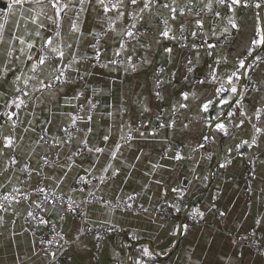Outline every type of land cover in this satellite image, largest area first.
Wrapping results in <instances>:
<instances>
[{
    "label": "crops",
    "instance_id": "obj_1",
    "mask_svg": "<svg viewBox=\"0 0 264 264\" xmlns=\"http://www.w3.org/2000/svg\"><path fill=\"white\" fill-rule=\"evenodd\" d=\"M10 2L0 0V23L6 24L4 38L9 41L0 44V69L5 65L10 69L6 75L0 74V148H3L5 136L15 137V141L14 148L4 149V155H0V173H3L0 183L5 185L0 188V193L11 192L17 187L33 195L31 190L43 177H53L45 181L44 186L76 203L91 197L100 199V202L86 206V224H111L121 231L96 237L87 233L85 222L70 213L57 211L48 204L36 208L39 198L35 202L33 199L13 202L6 205L7 210L0 209V264H56L39 245V238L47 234L51 226L61 230L67 243L60 264H136L137 259L142 264H264V255L253 252L248 246L249 241L264 240V136H257V143L248 147L242 142L251 143L255 134L251 123L245 120L239 128L235 127L243 119L241 110L259 126L260 121L255 120L253 113L256 108L264 106V87L260 92L253 90V82L260 86L264 81V49L250 44L255 38L254 12L257 10L238 8L239 27L227 33L223 31L226 20L212 23L206 18L203 29H197L194 23L190 25L191 31L200 33L197 37L185 33L186 40L161 38L160 43H152L151 48H142L137 40H131L127 51L119 57L114 53L121 41L113 38L118 33H109L107 37H98L100 60L96 62L89 43H96V40L90 33H100L102 26L106 29L107 21L99 5H86L88 10L81 13L79 43L68 32L69 21H65L60 29L64 42L72 44L71 49L64 50L69 53V59L75 54L78 59L75 67L79 72H68L69 83L57 85L52 95H42L31 91L35 81L25 87L22 82H15V77L33 76L28 56L34 54L35 59L43 45V39L34 35L36 25L31 24L30 18L25 22L22 11L32 8V15H35L47 0L41 3L26 0L8 13L6 5ZM45 10L52 14L51 10ZM109 15L114 18L116 13ZM17 22H20L18 27ZM44 23L47 27L40 29L42 37L52 35L55 26L46 19ZM128 23L122 19L116 21L115 27L120 29ZM138 28L141 33L147 30L146 26L138 25ZM213 31L215 36L211 35ZM12 35L23 36L26 40L31 35L36 47L29 50L26 44L19 45L17 40L11 39ZM154 35V31L150 32L147 39L151 40ZM205 41L216 47H200ZM193 43L197 47H192ZM185 44L187 47H182ZM166 47L172 48L173 52L166 53ZM9 48L15 51L11 57H6L4 54ZM253 48V56L259 55L261 62L254 68L241 69L239 60ZM129 56L132 57L131 63L137 65L136 71L131 70ZM145 58L151 63H144ZM113 59L116 64L110 63ZM252 62L253 57H249L247 63ZM55 63L53 61V66ZM188 66L193 67L191 73L187 71ZM160 68L164 69L163 73L157 72ZM212 70H215V80L210 75ZM233 73L236 76L232 84L237 88L244 73L238 90L244 95L233 97L229 107L220 101L227 99L230 92L218 93L217 82H225V88L230 89L228 77ZM158 79L163 82L160 86L157 85ZM201 80L204 82L200 83ZM18 87L30 92L32 99L16 109L11 101L22 95L17 91ZM157 91L162 99L157 98ZM182 91L195 95L184 101L180 95ZM77 92H84L79 100L73 99ZM37 97H42L43 102ZM66 99L69 103L65 102ZM88 99L96 107L91 112L87 107L81 111L80 105H86ZM236 99L240 100L239 105L234 102ZM208 101H212L209 111L203 112L202 105ZM180 103H186L188 107L180 108ZM10 112L17 113L12 118L15 127L8 120ZM228 112L235 115L228 117ZM67 113H79L85 118L77 125L85 132V123L93 129L88 133L90 147L114 148L119 142L122 148L117 158L84 152L73 158L75 165L71 169H64L68 173L66 177L58 167L43 166L42 155L48 156L50 161L57 157L40 138L45 129L49 130V144L62 137L61 128L69 123ZM88 115L92 116L91 121L87 120ZM210 117H219L227 127V134L209 127L206 122ZM172 121H175L172 127L159 128V123ZM261 121H264V113ZM25 128L29 131H24ZM129 128L139 129V132L133 131V138L125 143L120 138L121 135L127 137ZM105 134L109 136L107 143L102 139ZM203 136H208V141H203ZM199 143L204 147H198ZM238 145L243 147L238 149ZM60 150L69 152L67 146L57 149ZM176 150L185 159L173 158ZM97 156L100 158L96 159ZM11 157L18 161L16 165H10ZM59 163L65 161L60 159ZM109 163L112 168L105 172ZM25 164L36 169L43 167L42 174L34 175L31 183H27V174L20 171ZM5 165L10 166L5 169ZM115 169L119 172L113 176ZM81 176L85 178L82 187L78 183ZM8 177H11L10 181ZM21 181L25 183L21 184ZM157 181L161 183L157 184ZM57 183L59 187H56ZM181 191L184 192L182 199ZM128 196L134 197L133 204L140 210L130 211L105 204L123 201ZM172 204H177L181 211L175 212ZM194 208L204 213L202 219L193 220L190 213ZM29 211L39 212L47 223L35 225ZM258 219L262 220L260 225L255 223ZM180 223L187 225V230L175 231ZM253 231L255 237L251 235ZM133 236L138 239L134 240ZM142 245L154 252L152 259L142 256Z\"/></svg>",
    "mask_w": 264,
    "mask_h": 264
},
{
    "label": "snow or ice",
    "instance_id": "obj_2",
    "mask_svg": "<svg viewBox=\"0 0 264 264\" xmlns=\"http://www.w3.org/2000/svg\"><path fill=\"white\" fill-rule=\"evenodd\" d=\"M26 2V0H11L10 3L6 5V10L8 13L12 12L13 8L17 6H21ZM37 3H41L42 0H36ZM95 3L99 5V7L103 10L105 20L107 21V28L104 29L102 26V31L100 33H90L93 35V39L96 40V43H90V47L93 49L96 59L99 60L100 52L98 48L99 39L98 37H107L109 33H118V36L113 37L114 39H119L121 43L119 44L118 50L114 53V56L119 57L121 56L122 52L127 51V44L131 40H137V43L140 44L142 48H151L152 43H160V39L165 40H177L180 39H187V36L197 37L200 35L198 31H191L190 25L195 24L197 29H203L206 23V18L210 19L212 23H216L217 21H227V26L223 29L225 33L229 32L232 29H238L239 25L236 19V11L238 8L244 9H255L257 11L254 12V27L253 32L255 38L250 41L251 45H254L255 48L264 49V0H47V3L41 10L32 15L34 9L28 8L22 11V15H25V22L30 18L31 24L36 25V30L34 32L35 37L43 39V45L40 49V55L36 56L34 59V54L28 56V60L31 62V69L30 71L33 73V76L26 77V76H16L15 82H22L25 87L30 84V81H35L32 84L31 91L32 92H40L47 95L54 94V91L57 85H64L69 83V77L67 75L70 71L79 72V68L75 67L78 63V59L75 54H72L71 59H69V53L66 52L64 49L72 48L71 43H65L62 35H61V27L65 21H69V34L79 43V38L81 33V13L87 11L88 9L85 7L86 5H91ZM45 9L51 10L52 14L49 15L48 11ZM110 13H116L115 17L109 15ZM147 14V15H146ZM43 18V19H41ZM50 21L52 25L55 26V31L52 35L47 37H42V33L40 29H44L47 25L44 23V20ZM122 19H126L129 23L123 26L120 29L115 27L116 21H120ZM155 21V23L153 22ZM20 22H17V27L19 26ZM138 25L141 27H147L145 32H140ZM175 28V31H174ZM51 31V29H49ZM6 31V24L0 23V44H7L9 41L5 40L4 32ZM155 32V35L151 38V40L147 39L150 32ZM177 32L179 36H177ZM187 33V36L185 35ZM211 35L215 36L216 32H212ZM11 39L17 40L19 45H25L29 50H32L36 47L35 41L32 40L31 35L28 36L26 40L23 36H16L12 35ZM143 40V43L140 41ZM60 41V43H56ZM182 47H187V45H182ZM192 47H197L194 43ZM200 47H204L206 49H214L216 45L208 43L205 41L204 44H201ZM47 49L45 51L44 49ZM23 51V48L20 49ZM15 51L14 48H9L6 54V57H11L13 52ZM166 53L171 54L173 52L172 48H164ZM255 49H250L247 51V56L243 59L239 60V67L241 69H251L254 68L255 64L261 62V57L259 55L253 56ZM51 53V55H49ZM253 57L252 63H247L248 58ZM53 61H55V66H53ZM132 57H128V62L130 63V67L132 71H136L137 65L135 63H131ZM110 63L116 64L117 61L115 59L111 60ZM144 63H151L150 60L145 58ZM191 65V61L188 62ZM218 63V62H217ZM51 68L50 71L47 69ZM10 71V69L5 65L2 69H0V74L6 75ZM164 69L160 68L157 69L158 73H163ZM187 71L191 73L193 71V67L188 66ZM212 79H216L215 70L210 72ZM236 76V73H233L231 76L228 77V83L231 85L230 89H226L223 84H221L220 88L217 89V92H226L229 91L230 95L227 99H222L220 104L231 106L230 102L233 101V97H239L244 95L238 91V88L235 84H232L233 77ZM203 83L204 81H199ZM163 82L159 79L157 80V85L160 86ZM253 90L256 92H260L261 87H264V81L260 82V86H255V82H253ZM62 90V88H61ZM18 92H21L22 95L18 96L15 100L11 101V105L14 106L16 109L21 108L22 106L26 105V100L32 99L30 92L23 91L19 87L17 88ZM182 99L187 101L189 96L194 97V93L189 92H181L180 93ZM84 96V92H77L73 99L79 100L80 97ZM156 96L159 99H162L161 93L159 91L156 92ZM38 100L42 103V97H37ZM66 103L69 101L66 99ZM237 105L240 104V100L236 99L234 101ZM212 101H208L202 105L203 112H208ZM87 107L89 112L96 107L94 103H92L91 99H88L86 105L81 104L80 110ZM180 108H187L188 105L186 103H180ZM147 110V109H146ZM262 113H264V106L256 108L253 116L256 121H260V125L258 126L257 123L252 122V117H249L247 112L241 110V117L243 119L240 120L239 124L235 125V127L239 128L241 125L245 123L247 120L251 123L252 128L255 130V134L251 138V143L249 141H243L242 143L247 145L248 147H252L257 143V136H264V121H261ZM17 113L10 112L8 113V120L12 121V126L15 127V121L12 120L13 116H16ZM67 118L69 123L66 127L61 128V132L63 133L62 137L55 138L52 144L48 143L47 137L49 136V130L45 129L44 135L41 136L40 141H42L49 149V151H55L56 153V160H49L48 156H41L42 165L48 167H58L63 172V176H67L68 173L64 171L65 168L71 169L75 165V160L73 159L76 156H81L84 152L89 153L90 155L101 154V155H108L111 159H116L118 153L121 151L122 145L117 142L114 145V148L109 147H100V146H93L90 147V140L88 138V133H91L93 129L91 127H87L85 123L84 127L87 128V132L84 131L83 128L78 127V122L83 123L84 117L79 115V113L73 115L72 113H67ZM111 115V113H109ZM224 115V113H221ZM235 115L234 112H228V117H233ZM87 120L91 121L92 116L88 115ZM157 121L159 122V117H157ZM31 123V122H30ZM47 123H51V121H47ZM209 127H213L220 132L227 134V127L226 125L219 119V117H210L207 122ZM175 124V121L171 123H159V128H166L172 127ZM187 127V125H185ZM74 129V131H73ZM34 130V129H32ZM24 131H29L28 128H25ZM133 131L139 132V129L129 128V132L127 137L121 135V140L125 143L129 139H132L131 133ZM140 135H144L143 132H140ZM23 137H21L22 139ZM103 141L107 143L109 141V136L105 134L103 136ZM203 141H208V136L202 137ZM215 139V137H213ZM14 141L15 137L12 136H5L4 137V145L3 148H0V155H4V149L7 148H14ZM38 141V143L40 142ZM73 145H75V150L73 149ZM64 146L69 148V152H64L62 150L57 151V149H62ZM198 147L203 148L204 144L199 143ZM239 147V145L237 146ZM100 157L97 156L96 159ZM138 158V157H137ZM176 160H183L185 159L184 156L181 155V152L176 150L174 151V157ZM63 159L65 163H59V160ZM18 161L15 157L10 158V165H16ZM5 165V169L8 166ZM220 167H224L225 165H219ZM110 168H112L111 163L104 168V171L107 172ZM22 173L27 174V183L32 182V178L34 175H41L43 171V167L41 169H36L31 167L29 164H25L23 168L20 169ZM119 172V169H115L112 172V175L115 176ZM3 173H0L2 175ZM49 179H54L53 177H43L40 180L36 188L34 189L33 195L26 194L21 188L13 187L12 191L6 192L2 198H0V209L7 210L6 205H10L13 202L20 203L22 200H29L35 199L42 196L43 199L40 203H36V208H41L43 205L48 204L50 198L51 200L55 201L59 199L54 191H49L45 185V181ZM84 177L81 176L79 178L80 182L84 181ZM8 180H11V177H8ZM100 180L103 182L104 177L101 176ZM25 183V181H21V184ZM90 184L91 181H88ZM160 184V181L156 182ZM5 185L0 183V188H4ZM56 187H59V184H56ZM80 191H84V189H80ZM173 192H176L177 189H172ZM89 195H92L89 192ZM184 196V192H180V198L182 199ZM129 201H134L133 196L128 197ZM63 203V201H61ZM86 203V202H84ZM51 207L57 211H70L76 213L77 215L83 217L85 213L81 209L80 205L75 204L74 201L69 199L66 208H58L55 203H52ZM127 208L131 209L133 205L131 203L126 205ZM172 209L175 212H180L181 208L177 204L171 205ZM187 207V206H185ZM44 210H47L45 208ZM143 211L147 212V209H143ZM28 215L32 217L33 220L36 219V216L32 211L28 212ZM190 215L192 216L193 220L197 218H203L204 213L199 208H194L191 210ZM223 215V214H222ZM63 218V217H61ZM41 224H46L47 221L44 219H40L39 221ZM257 225L262 223L261 219L255 221ZM187 230V225L180 223L177 226L175 231H185ZM174 231V235H175ZM59 235V234H57ZM253 237H255V231L251 233ZM134 240L138 239V237L133 236ZM61 239H63L61 237ZM254 243L258 245L257 250L259 251V245L264 243L262 241L253 240ZM49 244L53 243V241H49ZM141 252L142 256L148 259H152L154 257V252L149 249L147 245H142ZM55 255V254H53ZM242 255V254H241ZM190 260V257L188 258ZM136 264H142L140 259L136 260Z\"/></svg>",
    "mask_w": 264,
    "mask_h": 264
},
{
    "label": "built area",
    "instance_id": "obj_3",
    "mask_svg": "<svg viewBox=\"0 0 264 264\" xmlns=\"http://www.w3.org/2000/svg\"><path fill=\"white\" fill-rule=\"evenodd\" d=\"M94 60L96 62H99L100 57H99V60H97L96 56H94ZM261 60H262V58H261ZM257 64H255V66H257ZM221 84H223L224 87L226 86L225 82H223V81H218L217 82V85H218L219 88H220ZM242 147H243V145H239L238 149H241ZM78 183H79V186L82 187L85 184V180L83 182L78 181ZM34 189L31 190L32 194H34ZM48 190L49 191H54V190H51V189H48ZM54 192H55L56 196L59 199H56L55 201H53L50 198V200L48 202V205H52V203H55L60 208H66L67 207V203H68L69 199H71V198H69L66 195H63L62 193H59V192H56V191H54ZM4 194L5 193H0V198H2V196ZM128 197L125 200H123V201L105 202V204H107L108 206H111V207L123 208L125 210H130V211L140 210V208L138 206H135L133 204L134 201H129L128 200ZM38 198H39L40 202L43 199L42 196H40ZM61 201H63V203ZM84 202H86V203H84ZM98 202H100V199L95 198V197H91V198L84 199V200H82V201H80L78 203L75 202V204L80 205L81 209L85 213V208H86V206L88 204H90V203H98ZM129 203H131L133 205V207L131 209L126 207V205L129 204ZM32 212L36 216V219L33 220V223L35 225H40L41 223L39 221L42 218L41 215L37 211H32ZM64 212L72 214L74 217H76L77 219L81 220L82 222L86 221V214L83 217H81V216L77 215L76 213H73V212H70V211H64ZM85 224H86V222H85ZM85 228H86V231H87L88 234H93L96 237H105V236H107V235H109V234H111L113 232H120L121 231L118 226L111 225V224H104V225H99V226H92V225L86 224ZM57 234H59V235H57ZM61 237L63 239H61ZM49 241H53V243L49 244L48 243ZM66 244L67 243L65 241V238H64L61 230L59 228L55 227V226H51L49 231H48V233L45 234V235H42L39 238V245H40L41 250L44 253L50 255L52 260L56 264H60L61 263V261H60L61 260V254H62ZM248 246L253 252H255L257 254H260V255H264V246H262L261 244L259 245V249H260L259 251L257 250L258 245L256 243H254L253 241H249L248 242ZM53 254H55V255H53Z\"/></svg>",
    "mask_w": 264,
    "mask_h": 264
},
{
    "label": "water",
    "instance_id": "obj_4",
    "mask_svg": "<svg viewBox=\"0 0 264 264\" xmlns=\"http://www.w3.org/2000/svg\"><path fill=\"white\" fill-rule=\"evenodd\" d=\"M243 78H244V73H243V76L241 77V80H240V82H239L238 90L240 89V87H241V85H242V83H243Z\"/></svg>",
    "mask_w": 264,
    "mask_h": 264
}]
</instances>
